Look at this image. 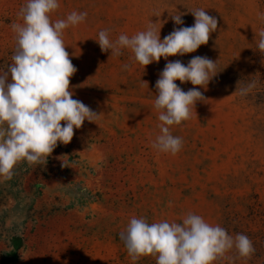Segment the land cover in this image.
I'll list each match as a JSON object with an SVG mask.
<instances>
[{
    "label": "rangeland",
    "instance_id": "rangeland-1",
    "mask_svg": "<svg viewBox=\"0 0 264 264\" xmlns=\"http://www.w3.org/2000/svg\"><path fill=\"white\" fill-rule=\"evenodd\" d=\"M26 3L0 0V71L12 62L10 25L23 23L17 14ZM58 3L49 14L53 22L87 12L84 22L64 30L63 40L77 69L70 78L73 99L101 116L74 129L69 144L58 142L45 165L22 160L10 180L0 179V264H156L151 255L133 261L120 232L133 216L182 223L189 212L253 243L250 258L233 249L214 264H264V55L255 42L264 28V0ZM197 8L217 17L218 25L193 53L161 57L144 68L130 50L110 57L96 42L101 30L115 40L145 31L150 22H159L163 40L176 27L170 14L183 13L188 27ZM194 56L218 61V74L206 90L200 87L206 101L195 104L190 118L169 126L182 149L160 153L152 147L162 123L155 83L167 62L186 65ZM250 77L257 87L246 97L233 95L237 81ZM176 84L184 91L194 87Z\"/></svg>",
    "mask_w": 264,
    "mask_h": 264
},
{
    "label": "clouds",
    "instance_id": "clouds-1",
    "mask_svg": "<svg viewBox=\"0 0 264 264\" xmlns=\"http://www.w3.org/2000/svg\"><path fill=\"white\" fill-rule=\"evenodd\" d=\"M59 7L58 0H27L17 14L23 23L10 25L16 48L8 70L0 71V179L10 180L22 160L30 166L45 165L58 142L69 144L74 129H80L85 120L95 123L101 116L73 99L70 78L77 69L63 40L64 30L84 22L87 12L72 11L65 19L53 22L49 14ZM191 13L194 24L188 27L183 26V13L170 14L176 27L163 40L161 28L157 31L155 27L159 22H150L145 31L131 37L120 34L115 40L110 39L109 30H101L96 42L102 52L110 51V57H119L124 49L130 50L132 59L145 68L159 62L161 57L167 60L170 56H183L208 43L211 33L217 30L218 18L202 8ZM255 42L264 55V28L256 33ZM217 65L218 61L207 56H194L186 65L180 60L166 63L155 83L158 94L154 107L162 122L158 126L160 134L152 142L155 150L176 155L182 149V138L174 136L169 126L188 120L195 104L206 101L200 87L207 89L218 74ZM129 67L124 65L125 70ZM252 77L237 81L233 95L238 93L243 98L255 89L258 81ZM177 80L181 84L190 82L194 87L184 91L176 84ZM142 84L149 87L143 80ZM119 238L133 261L151 255L156 264H214L233 249L242 258L255 253L247 235L229 234L220 225H211L191 212L182 223L168 220L149 223L145 218L133 216Z\"/></svg>",
    "mask_w": 264,
    "mask_h": 264
},
{
    "label": "trees",
    "instance_id": "trees-1",
    "mask_svg": "<svg viewBox=\"0 0 264 264\" xmlns=\"http://www.w3.org/2000/svg\"><path fill=\"white\" fill-rule=\"evenodd\" d=\"M58 147V146H57ZM57 147L54 149L53 153L52 154H55L57 153Z\"/></svg>",
    "mask_w": 264,
    "mask_h": 264
}]
</instances>
